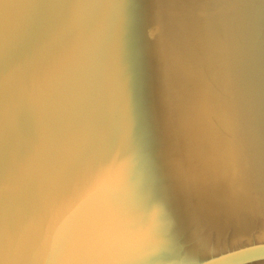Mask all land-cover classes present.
<instances>
[{"label": "water", "instance_id": "1", "mask_svg": "<svg viewBox=\"0 0 264 264\" xmlns=\"http://www.w3.org/2000/svg\"><path fill=\"white\" fill-rule=\"evenodd\" d=\"M116 2L131 15L97 37L104 89L122 113L134 72L152 174L130 146L107 167L166 234L150 264H264V0Z\"/></svg>", "mask_w": 264, "mask_h": 264}, {"label": "snow or ice", "instance_id": "2", "mask_svg": "<svg viewBox=\"0 0 264 264\" xmlns=\"http://www.w3.org/2000/svg\"><path fill=\"white\" fill-rule=\"evenodd\" d=\"M124 15L116 0H23L20 15L0 0V264H150L170 250L107 167L130 146L152 174L134 72L113 113L96 46Z\"/></svg>", "mask_w": 264, "mask_h": 264}]
</instances>
